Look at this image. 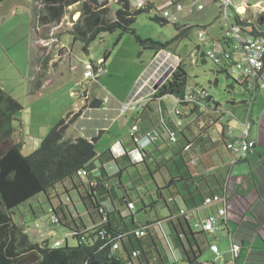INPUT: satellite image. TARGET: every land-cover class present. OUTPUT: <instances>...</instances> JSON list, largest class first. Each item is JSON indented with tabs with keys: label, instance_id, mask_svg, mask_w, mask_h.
I'll list each match as a JSON object with an SVG mask.
<instances>
[{
	"label": "trees",
	"instance_id": "trees-1",
	"mask_svg": "<svg viewBox=\"0 0 264 264\" xmlns=\"http://www.w3.org/2000/svg\"><path fill=\"white\" fill-rule=\"evenodd\" d=\"M6 1L8 0H0V5ZM114 1L119 9L112 18L111 10L106 7L108 1L39 0L37 3H41L43 8L39 13L38 22L42 27L59 25L68 9L78 6L81 13L79 20L68 34L74 43H82L85 55H88L91 44L105 33H119L114 47L125 34L133 35L142 46L156 52L169 45L158 44L152 40L143 41L133 29V24L138 17L149 14L154 4H151L149 0H142L145 6L135 8L129 0ZM239 20L240 16L236 15L235 21ZM153 22L161 26L170 23L165 17L159 16H155ZM175 29L178 34L174 42L187 38L192 30L191 27L178 24L175 25ZM110 55L111 51L104 53L105 61ZM201 58L204 59V56L200 55ZM50 59L45 56L42 60V66L46 63L44 70L47 69ZM217 68L219 73L231 76L228 70L220 66ZM234 82L241 85L252 97L257 96L258 92L254 94L248 90L243 76L235 79ZM187 84L188 74L183 66H178L171 77L156 90L152 101L143 109L140 117L142 126L137 125L139 136H147L150 139L149 146H154V152L160 155L159 161H152L156 172L160 174L164 172L161 174L162 185L156 184L155 191L148 195L156 198H152V205L146 204L142 197L139 199L145 213L149 211V208H162L168 212L166 218L155 222L147 219L146 223L137 221L134 211L138 210L124 187L122 170L118 177L109 176L105 172L104 166L107 162V164L119 165V161L124 160L127 165H135L132 164L128 153L120 158L111 157L108 161H104L107 153L111 154V152L98 156L97 138L65 140L66 131L81 117L87 107L95 109L102 105L101 100L94 99L89 106H84L77 113H69L61 119L43 141L41 148L32 155H23V143L12 144L0 155V264H178L171 260L172 251L175 254L178 252L185 264H202L199 261L205 248L204 240L207 242L209 235L204 232H194L189 220L184 214L182 215L181 211L204 210L206 198L224 194L231 169L222 170L221 168H225V165L217 167L213 161L215 154L221 159V147L226 149L223 132H219L217 139L211 136L212 132L218 130L222 124L225 112L218 102H214L213 96L212 100H208L214 102L213 108L202 107L195 102H186L185 98L189 91ZM40 87V82L36 83L32 93L37 92ZM83 96L86 97V94ZM166 97H173L177 101V107H182L184 115L179 116L183 120L182 127H178L171 113L163 115L166 103L163 105L162 101ZM154 102L158 104V111H153L150 107ZM22 110V105L0 88V147L2 149L4 144L11 141L16 131L13 122H17L15 117ZM170 132L175 133V142H171ZM130 140L135 145L131 138ZM160 141L161 144L158 146L157 143ZM135 146L138 149V146ZM164 146L168 151L167 154L160 150V147ZM255 149L256 146L252 152ZM140 153L142 163L146 164V159L150 155L144 150ZM246 160L247 158L238 162L237 165ZM192 161H195V164ZM96 163L100 164L99 177L92 176ZM147 167L150 169L149 165ZM161 169L167 172H161ZM80 171L86 172L85 179L79 176ZM59 185L64 188L67 195L71 191L77 193L79 201L94 224V216L101 219L100 224L90 230L84 226L70 229L77 241L74 247H70L67 243L59 247L51 246L47 242L33 243L25 234L23 227L16 225L13 221L15 210L41 194L46 195L49 202H51L52 191L55 192L56 197H60L56 190ZM131 204L134 205V210L129 208ZM124 205L127 209L126 214L120 210ZM60 210L63 219L57 210L52 208L55 218L53 225L68 227V218L62 208ZM71 219L75 220V218ZM165 223L169 225L170 236L163 229ZM138 231H144V235L137 236ZM168 238H171L170 241ZM200 239L203 241L200 242ZM114 245H118L119 248L114 250ZM28 257L32 259L31 262L24 263Z\"/></svg>",
	"mask_w": 264,
	"mask_h": 264
},
{
	"label": "rangeland",
	"instance_id": "rangeland-1",
	"mask_svg": "<svg viewBox=\"0 0 264 264\" xmlns=\"http://www.w3.org/2000/svg\"><path fill=\"white\" fill-rule=\"evenodd\" d=\"M12 1L13 0L3 3L8 5V10L10 9V11L13 10L10 7ZM101 1L109 2L106 7L111 10V17L114 18L115 13L119 9L115 1ZM129 1L133 7L137 8V3L141 0ZM231 1L237 7H240L243 3V0ZM263 1L264 0H251L250 5L254 6L258 2ZM36 2H39V0ZM149 2L154 4V8L149 14L140 15L137 21L133 24V29H135L137 36L143 41L152 40L155 43L162 45L169 44L165 49L156 52L153 49L145 48L133 35L130 34L123 35L118 45L114 47V43L116 42L119 33H105L101 34L91 44L88 55H85L82 50V43H74L72 37L68 34V31L79 20L80 15H77L78 20L66 32L68 35L63 34L62 36L63 43L65 44L66 49L70 52V56L64 58L62 61L67 70V79L66 81L61 80L58 76L59 74H57L58 78L55 79L57 82L55 95L52 96V94L49 93L45 94V97H43L41 100L42 102L40 103H33V101L26 96V77L29 70V66L26 64V60L28 59L26 46L31 42V33L33 32V30H31V22L28 16L29 11L26 13V10H24L18 14L15 11H8V16L6 18H0V29L3 28L2 30L6 32L3 42L8 45V49H6L5 52L8 54H5L0 58V86L23 107V111L17 114L15 118L20 119L21 117L24 118L26 114L28 115L32 105L34 106L31 111L34 114L38 111L43 112L41 113L42 116H39H41L44 121L52 119V115L48 117V112H51L55 107L60 109L61 112L53 114V118L56 114H59L60 116L62 113L65 118L69 113H76L83 107L84 100L86 99L83 96L84 94H87L88 97H90V102H92L95 97L103 100L102 97L105 96L110 99H113V97L123 99L131 90L134 81L138 79V74L141 70L140 65L144 64L147 67L148 63L153 60L155 53H157L154 59L155 62L152 65V70L156 71V79L163 76L169 68H174L175 70L178 66H183L188 74V90L198 88L199 90L208 92L213 96L215 101L221 105L225 112L222 124L237 130L242 127V124H244L248 118L249 112V104L244 102L250 103L253 99L250 93L246 92L241 85L234 82L235 79H239V74L230 71L231 76L228 77L226 73H219L217 66L208 59L204 60L201 58L198 62H193L195 58H199L200 55L206 51L208 45V42L200 41L198 38V32L203 31L205 40L209 41L220 36L222 30L227 29L229 23H233L234 21L232 17H230V21L226 18V15L221 8V0H218L217 2L206 0L204 10L193 11L192 13L189 11V0H149ZM3 6L4 7H2L3 9H0V12H5L4 8H6V5ZM166 11L170 15L169 18H166L170 22L168 25L161 26L153 22L155 16L163 17V13ZM258 11L259 10L252 8L243 17L247 18L254 24H257ZM67 13H69V9ZM233 13V10H230V14ZM176 24L192 28L189 36L178 42H174L175 36L178 34L175 29ZM59 25L47 26L45 27V32H43L46 39L51 40V43L54 41L58 45L60 44L59 38L63 28L54 31L55 36H49V34L54 26L57 27ZM261 29L264 31V23L261 25ZM198 47H200V50H198ZM51 51L52 49L47 51L48 53L46 54V57H52L50 54ZM107 51H111V55L108 58V64L106 67L108 70L106 75L97 82L86 80L84 77L85 62H96L100 58H103L104 53ZM58 55L60 56V53ZM203 61H205V63ZM162 64H164V66L159 69ZM44 65L46 66V63L43 64V66L42 63L39 64L37 74H43L45 72L43 69L45 68ZM149 87H151V85ZM149 87H145V92H149ZM53 100L54 104L52 102ZM105 103L107 104V102ZM124 103L126 102H123L121 105ZM156 105L158 106L157 103ZM177 108L183 111L181 106H178ZM64 109L65 112H63ZM173 109L171 108L172 111ZM136 114L137 113L135 112L125 114V116L134 115L133 119L129 120L125 127H122L123 124H125V119L123 118L117 122V125L114 126L109 134H94L93 137L97 138V149L103 148V150H106L109 143H107V139L103 138L106 137L110 139L113 135H115V137L112 138L114 142L122 139L131 146L130 143L132 142L130 140V133L135 125L133 120L137 119ZM251 114L252 120L254 121L251 133L254 137L259 136L261 145L264 142V89H262L253 100ZM59 121L53 126V128L59 123ZM83 124L85 123L83 122ZM167 124L170 129L173 130L170 123L167 122ZM13 127L16 128L17 132L21 131L19 122H13ZM53 128L42 139H34L33 137L36 136L27 137L22 134L23 143H25L23 155L30 156L37 152ZM77 130H79V127L71 125L66 131L65 140L85 138L86 134L82 132L80 134ZM213 134L214 136H217L218 131L216 132L215 130V133L213 132ZM160 144L161 141L157 143L158 146ZM152 149H154V146H148L146 148L147 152H150H146L150 155L149 159L146 160V164L142 163V161L133 166L126 165L122 170L124 187L132 201L136 204L138 211H134V215L140 223H146L147 219L154 220L157 215L161 216L160 214L162 210V208H149V211L145 213L143 204L139 199V197H142L145 199L146 204L152 205V198H156L155 196L151 198L148 195L155 191L157 185L162 184L161 174H164L163 171L165 170L161 169L160 171L163 172L161 174L160 172H156V167L152 165V161H159L160 155L157 152H154V150L152 151ZM160 150L165 152L167 149L164 146L160 147ZM220 153L223 154L222 156L224 160H230V156L224 147H221ZM254 154L255 153H251L250 155L255 156ZM213 161L215 166L222 164V160L217 154L213 156ZM147 165H149L151 170L148 169ZM250 171V165L246 163L236 165L231 170V178L228 189L226 190V196L228 198V206L232 210L235 200L237 199L241 201V198H237L236 190L246 193L245 185L250 187V181L244 182V175L250 174ZM166 172L167 171H165V173ZM56 190L60 197H56L55 192L52 191L51 202H49L46 195L41 194L37 198L30 200L23 204L19 209L15 210L13 221L16 225L25 229L27 237H29L34 243L41 244L47 242L53 246L56 242H61L62 246L67 243L70 247H74L76 246L77 241L70 232V229H76V227L81 228L83 226L88 227L91 225V218L87 215L76 192L71 191L67 195L61 185L57 186ZM39 201L40 204L42 203L41 206L39 205ZM31 205L33 206V212L30 211ZM53 207L63 219V214L60 210V208H62L69 221L67 223L68 227L53 225L55 222L52 213ZM120 210H123L124 214L127 213L125 205L120 208ZM204 211L205 210H202L200 212L203 218L205 217ZM230 217L232 218L231 215ZM71 218H75V220L72 221ZM163 229L170 236L169 225L165 223ZM242 238L243 237L236 231L234 225H231L230 234L217 231L213 236H209L208 239L210 242L217 245L218 253L213 252L209 246L207 247V243L204 240V246H206L203 250L202 257L200 258V263L235 264L232 245L234 243L241 244L240 240ZM31 260L32 259L28 257L25 259L24 263H29ZM237 264H244V259H241Z\"/></svg>",
	"mask_w": 264,
	"mask_h": 264
},
{
	"label": "crops",
	"instance_id": "crops-1",
	"mask_svg": "<svg viewBox=\"0 0 264 264\" xmlns=\"http://www.w3.org/2000/svg\"><path fill=\"white\" fill-rule=\"evenodd\" d=\"M8 1H11V0H8ZM36 1L37 0H13L10 4V7L13 9L11 11L10 9L8 10L7 4H3V5H6V8H4L5 12H0V18H6L8 16V11L9 12L15 11L17 14L24 10H26V13L29 11L28 16L31 22V30H33V32L31 33L32 40L26 46V50L28 52V59L26 60V64L29 66L28 75L26 77V81H27L26 96L28 99L32 100L33 103H40L42 102L41 100L43 99V97H45V94L49 93V94H52V96L55 95L56 90H57L56 89L57 82L55 81V79L58 78L57 74H59L58 76L60 77L61 80L66 81L67 79L66 78L67 70H66L65 65L62 63V61L64 58H67L68 56H70V52L66 49V46L63 43L62 36L63 34L68 35L66 32L78 20L76 16L80 15V11H79L78 6H73L69 8V13L65 15L63 22L59 26L57 27L54 26L52 28L49 36L50 35L55 36L54 31H58L63 28L62 32L60 33V38H59L60 44L58 45L54 41L53 43H51V40L45 38L43 34V32H45V27L37 25L36 14H39L41 11H38L39 7H37L38 3ZM3 5L1 4L0 9H3L2 8L4 7ZM2 29L3 28L0 29V58H2V56H4L5 54H8V53H5L6 49H8V45H6L3 42L6 32L3 31ZM198 48L200 49V47ZM50 49H52V51L50 52L52 57L49 61L47 69L45 70L43 74H37V69H39L38 67L39 64H41L42 60L45 58L46 54L48 53L47 51H49ZM59 53H60V56L58 55ZM156 55L157 53H155L153 60L150 63H148L147 67L144 64L140 65L141 70L139 71L138 79L134 81L131 87V90L126 96H124L123 99H118L115 97H113V99H110L107 96H105V97H102L103 100H101L95 97V99H99L102 101V105L99 108H95V109L87 107V109L83 111L81 117L78 118L73 125L79 127V130L77 131L80 132V134L81 132L86 134L85 139L90 140L92 138H96V137H93V135L97 133L109 134L110 131L114 128V126L117 125V122H119V120L123 118L125 119V124H123V126L121 125L122 127H125L128 124L129 120L133 119L134 115H130V116L121 115L120 106L123 102H127L131 94H133V92L138 88V86L141 83H145L146 80H152L154 78V76L156 75V71L152 70V65L155 62L154 59ZM57 56L60 60L57 58ZM7 58H8V55H7ZM107 64H108V60L106 62V67H107ZM38 82H40L41 84L40 89L37 92L32 93L33 88ZM0 88L3 89L1 86ZM5 92L7 93V91ZM85 98H86L85 99L86 101L84 100L83 107L87 105L89 106L91 103L90 97H88L87 94ZM52 102L54 104V100ZM105 102H107V104ZM165 103H166V106H164L163 108L164 116L171 113L172 111L171 108L173 109L177 107V101L173 97L164 98L162 101V104L164 105ZM33 106L34 105L31 106L29 110L30 112L28 113V115L26 114L24 118L22 117L20 119L15 118V120L19 122L20 124L21 131L17 132L16 130L12 136L11 141H8L6 144H4L3 149L0 147V155L5 150L10 148L12 144L23 143V139H22L23 135L27 137L36 136L33 138L42 139L46 134L49 133V131L53 128V126L59 120L64 118L63 113H62L63 115L61 114L60 116L59 114H56V116H54L53 118V114L57 112H61L60 109L55 107L51 112H48V117L52 115V119L48 121H44L43 118L41 117L42 116L41 113H43L42 111H38L36 114H34L31 111ZM150 107L153 111H156V110L158 111V108H156V103H152ZM63 112H65V109ZM250 116L252 118L251 112H250ZM136 117L137 119H134L133 122H135V125H139L141 127L142 126V123L140 122L141 114H136ZM83 122L85 124H83ZM143 126L146 129V125L144 124ZM217 131L219 134V129L216 130V132ZM213 132L215 133V131ZM213 132L211 134L212 138L217 139L218 135L214 136ZM114 137L115 135H113L110 139L106 137L103 138V139L108 140L107 143H109V145L106 150H103V148L97 149L96 147V153L98 156L109 151L111 152V154L107 153V156L104 158V161H108L109 159H111V157L117 159L125 155L126 153H128L132 161V164H137V163L142 162V158L140 155V151L142 150L140 148L137 149L136 146L133 145L132 143H130L131 146H129L128 145L129 143H127L125 140H122V139L118 140L117 142H114V140L112 139ZM252 137L256 140V149L255 151L252 152V153H255L254 154L255 156H251V155L248 156L247 160L242 163V164L246 163L250 165V168H251L250 174L244 175V182L250 181V187H247L245 185V190L247 191L246 193L239 192L238 190H236L237 198H241V201L236 199L233 204L234 206H232L233 210L229 208V214L232 216V218L230 217V215H228L227 221L223 224L220 230V232L230 234L231 225H234L236 228V231L243 237L240 240V242H242L241 243L242 251H241L239 258L234 260L235 264L239 263L241 259H244V264H264V142L260 145L259 136L254 137V135L252 134ZM68 140H72V139H68ZM23 144L24 145H23L22 153L25 150L24 149L25 143ZM149 145L145 147L144 149L145 152H147L146 148ZM153 150L154 149H152V151ZM167 152L168 151L166 150L164 153L167 154ZM220 155L223 161H222V164L217 165V167H221L225 165V168H221V169L222 170H226L227 168L229 169L228 165L230 163L231 157H230V160L226 161L224 160L222 156L223 154L220 153ZM107 163L104 166V170L109 176H114V177H118L119 172L123 170L127 165L124 160H120L119 165L115 163H109V164ZM94 167H96V169H94L92 176L99 177L100 176V171H99L100 164L96 163ZM230 178L226 185V190L228 189ZM118 195L120 196V193H118ZM39 205L40 206L42 205V203L40 204V201H39ZM110 206L111 205L108 202V207ZM30 211L31 212L34 211L32 205L30 206ZM215 211H216V207L205 210L204 211L205 217L206 215L212 212H215ZM160 215L161 216H156L154 220H150V221L155 222V221L164 219L168 216V212L166 210L165 211L161 210ZM94 219H95V224L93 223L94 221L91 220V223H90L91 225H89L88 227L84 226L87 230H90L95 225L100 224L101 219L98 216H94ZM168 240L170 241L169 238ZM202 241L203 240L200 239V242ZM206 243H207V247L208 246L210 247L211 244H214L210 242L209 239L207 240ZM176 254H177L178 264H185L182 261L180 254L177 252Z\"/></svg>",
	"mask_w": 264,
	"mask_h": 264
},
{
	"label": "built area",
	"instance_id": "built-area-1",
	"mask_svg": "<svg viewBox=\"0 0 264 264\" xmlns=\"http://www.w3.org/2000/svg\"><path fill=\"white\" fill-rule=\"evenodd\" d=\"M206 0H189L190 8L189 11H202L205 8ZM217 2L218 0H213ZM251 0H243L240 7H237L231 0H221V8L223 13L226 15L228 21L230 17L234 19L233 23H229L227 29H223L220 36L213 38L211 40H205V35L203 31L198 32V38L202 42H208L207 49L201 55L204 56V60L208 59L212 61L215 65L222 67L229 72L239 74V77H244L246 80V86L250 92H260L264 89V31L261 29V25L264 23V1L258 2L254 6L250 5ZM145 2L142 0L137 3V8H143ZM39 7L38 11H41L43 6L41 3L37 4ZM252 8L259 10L257 24H254L247 18L243 17ZM230 10H233V14H230ZM236 15L240 16L238 22L235 21ZM169 13L166 11L163 13V17L169 18ZM40 14H37L36 20L37 25H39ZM200 59L195 58L193 62H198ZM164 64L161 65V69ZM85 72L84 77L89 81H98L100 78L106 75L107 69L105 66V60L100 58L96 62L88 61L84 65ZM168 68V67H167ZM166 68V69H167ZM168 70V69H167ZM158 79L154 78L152 80H147L145 83H141L138 88L131 94L126 103L121 105L120 114L125 115L129 112H137L141 114L143 109L149 104L156 92L155 84ZM151 85V87H149ZM150 88L149 92H145V87ZM257 93V94H258ZM212 96L198 88L190 89L188 95L185 98L186 102L197 103L202 107L213 108L215 102L208 101ZM254 100L255 98L252 97ZM253 100L249 104L248 118L242 127L238 130L233 129L229 126H224L223 124L219 126V132L224 133V138L226 140V150L229 153L231 160L229 163V168L232 169L237 165L238 162L245 160L251 153L252 149L256 146V141L252 137V127L254 121L250 116L251 108L253 105ZM175 119L178 127H182L183 120L179 117L184 115V111L179 110L177 107L171 112ZM130 138L134 141L135 145L141 150H144L147 145L150 144V139L147 136L138 134V127L135 125L131 129ZM169 138L171 142L176 141V135L174 132H170ZM195 164V161H192ZM79 176L83 179L86 177L85 171H80ZM230 177V175H229ZM216 207V211L212 212L206 217L202 218L200 212L202 210H196L193 212L181 211L191 224V228L194 232H204L209 236H213L214 233L220 231L223 224L228 219L229 206L228 198L226 196V190L224 194L214 195L212 197L206 198L204 202V210L208 208ZM131 210H134V205H129ZM137 236H143L144 231L136 232ZM242 243V242H241ZM55 246H61V242H57ZM118 245H114L113 249L117 250ZM210 249L218 253V247L215 244L210 245ZM242 251V244L234 243L232 245V252L234 260L238 259ZM172 262H177V257L175 252L172 251L171 255Z\"/></svg>",
	"mask_w": 264,
	"mask_h": 264
},
{
	"label": "water",
	"instance_id": "water-1",
	"mask_svg": "<svg viewBox=\"0 0 264 264\" xmlns=\"http://www.w3.org/2000/svg\"><path fill=\"white\" fill-rule=\"evenodd\" d=\"M174 69L173 68H169L164 74L163 76L160 78V80L158 81V83L155 86V89H159L165 82L166 80H168L171 75L173 74Z\"/></svg>",
	"mask_w": 264,
	"mask_h": 264
},
{
	"label": "bare ground",
	"instance_id": "bare-ground-1",
	"mask_svg": "<svg viewBox=\"0 0 264 264\" xmlns=\"http://www.w3.org/2000/svg\"><path fill=\"white\" fill-rule=\"evenodd\" d=\"M199 50H200V49H199ZM103 59H104V58H103ZM104 60H105V59H104ZM87 62H88V61H87ZM91 62H92V61H91ZM85 63H86V62H85ZM105 64H106V61H105ZM105 66H106V65H105ZM103 77H104V76H103ZM100 79H101V78H100ZM100 79H99V80H100ZM99 80H98V81H99ZM157 108H158V110H159V107H158V106H157ZM221 125H222V124H221ZM134 209H135V208H134ZM56 243H57V242H56ZM56 243H55V244H56ZM55 244H54V245H55ZM61 245H62V244H61Z\"/></svg>",
	"mask_w": 264,
	"mask_h": 264
}]
</instances>
